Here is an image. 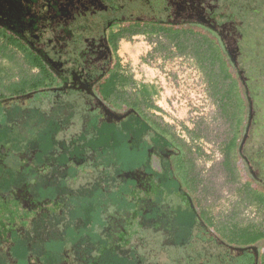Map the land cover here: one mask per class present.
Masks as SVG:
<instances>
[{
    "label": "rangeland",
    "instance_id": "obj_1",
    "mask_svg": "<svg viewBox=\"0 0 264 264\" xmlns=\"http://www.w3.org/2000/svg\"><path fill=\"white\" fill-rule=\"evenodd\" d=\"M135 18L202 60L164 33L113 51ZM3 19L56 76L0 102V264H264V0H0ZM115 61L119 99L155 84L148 113L192 152L96 89Z\"/></svg>",
    "mask_w": 264,
    "mask_h": 264
},
{
    "label": "trees",
    "instance_id": "obj_2",
    "mask_svg": "<svg viewBox=\"0 0 264 264\" xmlns=\"http://www.w3.org/2000/svg\"><path fill=\"white\" fill-rule=\"evenodd\" d=\"M122 20L123 19H117L115 21L112 20L109 23L107 43L110 45V47H112L113 51L118 48V43L121 38L128 35L147 32L164 33L169 37H173V39L177 41L178 45L184 47H186V43L188 42L194 55L197 53L200 58L204 56V49L198 45V41L187 38L185 34L180 32L181 28L171 25L159 24V21L164 19L135 18L127 19V21ZM144 20L147 22H144ZM5 25L8 27H5ZM115 27H118V29L115 30ZM18 52L22 54L21 58L17 57ZM0 53L3 57V60L0 62V102L8 100L10 97L24 96L55 85L54 77L56 76V72L52 68V65H50V63L47 64L44 55L40 53L36 47H33L31 42H28V40H26L24 37L13 33L10 24H6L5 19H3V21L0 20ZM24 63H26L29 69L38 68V74L33 76L23 73V70L26 69L23 67ZM201 64L204 67V63ZM116 65L117 62L115 61L113 65L108 67L106 74L103 76L106 79L103 81H97L96 89H98V91H100V93L105 96L104 98L112 102L114 106L119 109V111L123 112L124 110H128L136 112L142 120L149 124L152 129L162 137L166 139L170 138L171 141L187 147L188 150L192 152V148L189 145L185 144L178 136L172 134L165 124L156 120L148 113L147 103L149 102V97L158 92L157 86L155 84H143L142 87L136 90L134 96L130 100L125 101L119 99L121 98L119 96V86L122 78L117 72ZM239 101L241 104V109L243 106L245 108L249 106L247 93L242 89L239 91ZM222 106L224 114L228 113L229 108L225 104H222ZM232 138L233 137H231L228 142H233L234 139ZM248 194H253V192L248 191ZM253 195L254 197H258L256 194ZM246 232L250 233L252 241H256V243L262 236L264 237L263 230L249 228V230ZM260 248V251L263 252L264 240L262 241Z\"/></svg>",
    "mask_w": 264,
    "mask_h": 264
},
{
    "label": "flooded vegetation",
    "instance_id": "obj_3",
    "mask_svg": "<svg viewBox=\"0 0 264 264\" xmlns=\"http://www.w3.org/2000/svg\"><path fill=\"white\" fill-rule=\"evenodd\" d=\"M131 112V111H130ZM136 113V112H135ZM149 125V124H148Z\"/></svg>",
    "mask_w": 264,
    "mask_h": 264
}]
</instances>
